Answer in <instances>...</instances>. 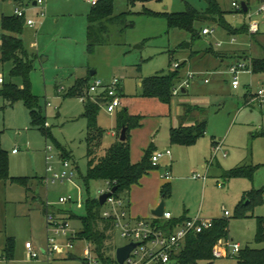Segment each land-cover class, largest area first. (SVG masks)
Returning a JSON list of instances; mask_svg holds the SVG:
<instances>
[{
	"label": "rangeland",
	"instance_id": "obj_1",
	"mask_svg": "<svg viewBox=\"0 0 264 264\" xmlns=\"http://www.w3.org/2000/svg\"><path fill=\"white\" fill-rule=\"evenodd\" d=\"M49 2L54 16L46 10V3ZM218 3L224 11V22L237 29L247 26L250 21L258 22L259 34L264 35V11L260 10L264 0H248V11L245 13L234 11L230 0H218ZM186 5L200 12L207 9L204 0H147L132 6L126 0H113V14L131 11L125 20L127 25L123 28L109 26L105 33L107 42L95 46L90 52L87 51L86 16L92 5L86 0H46L42 6H33L31 2L23 5L25 19L37 22L33 28L26 23L22 25L24 47L29 53L47 58L44 61L40 58L34 60L30 80L45 120L43 126L48 129L49 136L31 127L28 109L21 101L8 104L0 97V147L6 154L8 178L43 179L40 186L32 181L28 193L22 185L0 179V264H85L81 258L86 243L79 240L74 242L71 251L74 259H63L55 253L46 257L48 238H54L55 243L60 245L72 236V232L56 234V227L46 224L41 201L49 206L51 212L61 208L74 216H84L85 201L97 197L107 187L102 180L89 179L88 184L82 180L87 171L86 119L81 116L84 103L80 96L69 97L68 93L77 81L87 76H90L87 87L94 79L103 85L113 78L119 79L122 87L117 110L108 113L106 103L102 102L97 114L98 126L103 134L99 146L101 151L119 140L120 128L117 127L116 117L123 109L128 115L144 117L138 131H129L132 164L138 161L140 144L145 139L148 142L152 140L158 148L154 153L170 151L169 156L154 163L156 167L138 182L140 185L136 183L128 191L116 193L118 197L125 198L126 206L130 205L133 219L138 218L135 210L142 193L154 196L153 192H156L164 203L163 210L169 211L173 217L226 219L228 227L224 239H229L230 244H238L239 250L247 246L264 248V241L256 243L253 239L255 217L264 216V197L261 203L252 205V215L244 218L235 217L233 208L243 189H262L264 192V79L242 71L238 74L239 87L232 89V76L228 70L233 61L230 57L223 62L216 58L212 61V57L189 60L186 54L187 51L211 46L215 50L249 48L251 38L242 33L228 34L212 19L196 20L194 27L198 35L191 38L185 30L168 29L164 17L141 13H179L186 9ZM14 9L11 0H0V21L3 16L13 15ZM41 10L45 12L43 17ZM39 21L43 23L39 24ZM202 27H206L209 34L202 35ZM0 32H3L1 27ZM184 60H189V71L193 74L188 79L186 95H171L170 105L140 95L139 82L143 78L173 71L174 64L180 69L183 65L180 62ZM10 66V61L0 63V76L6 82L10 79ZM198 68L202 71L195 72ZM90 71H95V75H91ZM199 79L205 83L199 84ZM12 81L17 86L21 85L18 78H12ZM259 89L263 94L258 99L255 94ZM182 99L187 100L184 103L201 104L207 117L206 134L190 145H178L169 140V123L174 121L177 110L184 104ZM213 136L215 144H211ZM62 151L66 152L69 168L62 166ZM102 155L104 153L97 156ZM242 162L256 166L251 181L223 177L226 171ZM47 165L52 167V172H47ZM64 170L68 176L71 174L70 181L51 180L53 173ZM167 181L171 183L170 192L167 198L161 199L160 191ZM59 196L82 199V203L80 206L76 202L60 203ZM224 209L230 213L229 216H224ZM60 215L55 216L59 218ZM64 219H67V228L74 231L80 229L77 217L70 218L68 214ZM107 234L109 238L105 243L111 246L109 254L115 258L116 249L126 244L127 239L117 231L108 230ZM7 237L12 238L14 245L13 257L9 261L1 256ZM25 243L32 245L36 258L30 255ZM236 257L237 254L214 258L210 262L200 260L198 264H237Z\"/></svg>",
	"mask_w": 264,
	"mask_h": 264
},
{
	"label": "trees",
	"instance_id": "obj_2",
	"mask_svg": "<svg viewBox=\"0 0 264 264\" xmlns=\"http://www.w3.org/2000/svg\"><path fill=\"white\" fill-rule=\"evenodd\" d=\"M15 5L23 6L25 3L33 0H11ZM207 3L205 12H200L196 8L186 5V9L179 13L163 12L153 13L151 11L141 12L144 15L155 14L164 17L168 29H182L187 31L191 38L198 35V30L194 27L195 21L199 19H212L218 22L227 33L234 35L236 33L247 32V26L241 29L233 28L223 20L224 12L219 6L218 0H204ZM129 6L136 2L144 3L147 0H126ZM113 0H97L90 13L87 15V51L90 52L95 46H100L107 42L105 33L109 26H117L118 28L126 26V17L131 14V11L113 14ZM248 6V5H247ZM243 12V10H234ZM245 13V12H243ZM26 23L25 14L22 17L13 15L3 16L0 21V27L3 33L0 34V63L11 61L9 69V81H3L0 85V97L8 104L15 101H21L26 106L30 116V125L40 130L44 135L49 136V131L43 126L44 117L41 107L38 104L36 97L31 89L30 71L33 67V62L36 59L34 54L29 53L19 37L22 32V25ZM252 72L264 71V59H258L251 62ZM179 68H174L173 71L161 72L145 77L141 80V96L153 97L162 103H170L172 88L179 83L183 77ZM12 78H18L21 85L17 86ZM90 76L84 80L77 81L72 89L69 90L68 96H81L86 94L89 87L87 81ZM89 86V85H88ZM87 89V90H85ZM94 98V97H93ZM90 95L83 99L84 111L81 116L86 119V150H87V171L82 180L88 184L89 179L95 180H110L115 182L117 192L128 191L132 185L138 183L140 178L147 174L151 169L156 167L151 163L153 154L152 148L148 147L135 164L130 162V149L128 143L129 131L140 125L142 117L139 115H128L126 109L117 114V127L125 128L126 139L124 141H116L113 145L105 149L104 155L97 156L102 137V130L98 126L97 114L102 104V101L97 103ZM194 109L187 107V111ZM206 118H201L192 125H182L176 128H170L169 140L171 143L178 145H190L195 143L198 137L205 133ZM119 130V132H120ZM120 133H118L119 138ZM1 139V136H0ZM66 152L62 151V157L67 158ZM256 169L254 165L242 164L230 168L223 174L225 179L230 178H247L250 181ZM0 179L9 181L10 183H18L23 186L25 193L31 191L32 181L42 185V178H8L7 175V158L5 152L0 147ZM170 183H165L160 191L162 199L167 198L170 192ZM264 192L262 189H248L242 194L241 199L235 204L234 216L246 217L252 213V205L263 201ZM39 200V199H38ZM84 216H74L66 209H59L57 212H52L55 215L70 214V218L77 217L80 220L81 227L75 232L74 240H85L92 245V251L101 264H118L116 259L109 254L111 246L106 245L105 241L109 238L107 231L112 228L108 220H103L101 217V205L96 197H90L85 201ZM41 212L44 214L46 205L41 203ZM252 215V214H251ZM185 216L180 219H170L167 222H160L155 219L156 225L175 224L184 220ZM255 234L254 241L261 243L264 241V216L255 217ZM211 226L203 229L199 233H189L185 237V242L182 249L178 252V264H198L200 260L210 262L214 259L212 248L216 241L227 236V220L223 218H215L212 220ZM4 257L10 259L13 256L14 245L12 238H6L4 243ZM237 264H264V248L254 249L245 247L237 253ZM74 257L69 254V258ZM82 259V258H81ZM82 261L86 263L85 259Z\"/></svg>",
	"mask_w": 264,
	"mask_h": 264
},
{
	"label": "built area",
	"instance_id": "obj_3",
	"mask_svg": "<svg viewBox=\"0 0 264 264\" xmlns=\"http://www.w3.org/2000/svg\"><path fill=\"white\" fill-rule=\"evenodd\" d=\"M35 6H42L45 0H35ZM85 1V0H84ZM91 5H94L97 0H86ZM241 1H245L247 5L248 0H230V6L234 10H241L240 6ZM33 2V1H32ZM23 6L16 5L14 12L17 16L22 17L25 14ZM260 10L264 11V5ZM248 11V9H247ZM246 11V12H247ZM244 12V11H243ZM40 15L43 17L45 12L41 10ZM27 25H34L35 21L32 19H26ZM259 29V23L250 21L247 25V34L253 35L256 34ZM202 34H209V30L204 28L201 30ZM174 68L177 67V64L173 65ZM228 70L231 73L230 84L234 89L238 88L240 83L238 80V74L242 71H249L252 73L251 62L245 59L237 60L228 66ZM193 74L189 70L186 71L184 78L172 88V95H177L180 93L181 89L188 87V79L192 78ZM4 79L0 76V85L3 83ZM86 94H82L81 98H86L87 95H90L92 99L100 98L102 102L106 103V110L108 113H113L120 105L119 102V93H120V82L119 79L113 78L110 82L101 84L99 80L94 79L93 82L88 86ZM101 89L99 92L98 90ZM99 93V94H98ZM263 94L262 90H258L257 97ZM94 97V98H93ZM48 104V103H46ZM49 105V104H48ZM15 149L12 150L14 152ZM170 154V151L167 150L163 152L153 153L151 156V163L158 161L160 158ZM62 166L64 168H69V162L63 158ZM47 172H52V167L47 165ZM70 176L64 170L62 173H53L51 175V180H63L67 179L70 181ZM167 178V176H166ZM43 182V179H42ZM107 187L105 191H100L97 195L99 199L101 194L105 192H110L112 187L115 186V182L110 180H105ZM60 203L76 202L78 206L81 205L82 199L73 200L70 196H59ZM125 198L118 197L115 192H111L110 195L106 198L105 202L101 205V217L103 220H108L111 223L110 231H117L119 235L127 239V243L133 242L138 243V245L130 251L126 259L123 261V264H176L178 252L182 249L184 245V240L186 235L189 233H199L203 229L209 228L212 224V220L203 218L201 216L195 217H185L184 220L177 222L175 224L168 225H156L154 220H149L146 218H137L133 219L127 209ZM224 216H229L230 213L227 210H223ZM46 217V224L53 225L56 227L55 233L66 234L67 231L72 232V236L67 238L63 244H56L54 238H48L46 241L45 255L48 257L54 253L64 250L67 254H71V251L74 247V242L77 239L75 237V232L73 229L67 228L68 222L67 219L62 217H56L49 209V206L46 204V209L44 212ZM172 218L171 213L164 212L162 215L163 221L167 222ZM80 242L86 243V247L82 249V259L86 260L87 264H99L97 258L92 251V245L87 243L85 240H79ZM26 249L30 252V255L33 258L37 257V253L33 250V247L30 243H25ZM239 251L238 244H230L229 239H219V241L214 245L212 249V255L216 258L222 257H231Z\"/></svg>",
	"mask_w": 264,
	"mask_h": 264
},
{
	"label": "crops",
	"instance_id": "obj_4",
	"mask_svg": "<svg viewBox=\"0 0 264 264\" xmlns=\"http://www.w3.org/2000/svg\"><path fill=\"white\" fill-rule=\"evenodd\" d=\"M45 2H46V0H45ZM88 2V1H87ZM13 3V2H12ZM32 3V2H31ZM89 3V2H88ZM14 4V3H13ZM33 5V4H32ZM91 5V4H90ZM14 6H16L15 4H14ZM33 6H35V5H33ZM248 7V6H247ZM51 9H52V4L49 2V3H46V10L47 11H49L50 12V16H54L55 15V13H51ZM223 11V10H222ZM224 12V11H223ZM90 13V12H89ZM88 13V14H89ZM87 14V15H88ZM45 16V15H44ZM51 18V17H50ZM42 21H39V24L41 23ZM216 22V21H215ZM43 23V22H42ZM37 24V22H35V24L34 25H27L28 27H34L35 25ZM87 16H86V32H87ZM204 28H206V27H202V29H204ZM201 29V30H202ZM227 32V31H226ZM3 33V32H2ZM242 34H245V35H248L250 38H251V44H250V46H249V48H245V47H242L241 49H226V50H215L212 46L209 48H205V49H203V50H195V51H187L186 52V54H188V59L189 60H191L192 58L194 59V58H196V57H201V58H204V57H212V61H214V59L216 58V59H219L220 60V62H223V60L224 59H227L228 57H230L234 62L235 61H237V60H242V59H250V62H252V61H254V60H258V59H264V55L262 54V53H264V35H262V34H259V29H258V31H257V33L256 34H253V36H251V35H249V34H247L246 32H241ZM241 33H236V34H241ZM0 34H1V32H0ZM202 34V33H201ZM229 34V33H228ZM202 35H207V34H202ZM235 35V34H234ZM19 37L21 38V40H22V35H21V33L19 34ZM24 43V42H23ZM39 47V45H37V48ZM27 50V49H26ZM28 51V50H27ZM260 54H262V55H260ZM34 56H35V58L36 59H42V61H44V60H46L47 58H41V57H43L41 54H40V56L37 54V53H35L34 54ZM215 59V60H216ZM189 60H187L188 61V63H187V61L186 60H184L183 62H180V63H183V65L181 66V68H180V73H181V76L184 78V76H185V73H186V71L187 70H189V69H191V66L190 65H188L189 64ZM233 61H232V63H233ZM11 62V61H10ZM231 64V63H230ZM252 64V63H251ZM229 66V65H228ZM11 67V66H10ZM203 69H205V67L203 68ZM195 72H198V71H202L200 68H198V69H196V70H194ZM91 72V71H90ZM94 72V73H93ZM93 72H91V75H95V71H93ZM253 73V75H254V77H259V79H264V71H258V72H252ZM4 79V78H3ZM198 83L199 84H204L205 82L202 80V79H199L198 80ZM139 85H141V81L139 82ZM231 87H232V85H231ZM232 89H234L233 87H232ZM237 89V88H236ZM187 88H185V89H181V91H180V94L182 93V94H184V95H186L187 94ZM122 93V87H121V89H120V94ZM99 94V93H98ZM119 94V95H120ZM178 95V94H177ZM176 95V96H177ZM255 96H256V98H260V96L259 97H257V93L255 94ZM81 97V96H80ZM143 97V96H142ZM147 98V97H146ZM151 98H153V97H151ZM97 99H100V98H97ZM156 99V98H155ZM101 100V99H100ZM157 100V99H156ZM183 103L185 102V101H187V100H185V99H182L181 100ZM159 102H161V101H159ZM162 103V102H161ZM162 104H164V103H162ZM165 104H167V105H170V103H165ZM164 104V105H165ZM187 107H193L194 109H190L189 111H187L186 112V110H187ZM138 115V114H137ZM205 115V109H204V107L201 105V104H199V103H190V104H188V103H184V104H181V108L179 109V110H177V113H176V116H175V118H174V121L172 122V120L170 121V123H169V127H168V130H170V128H176V127H179V126H182V125H192V124H194L195 122H197L198 120H200L201 118H206V124H207V117L206 116H204ZM139 116H141V115H139ZM168 116H170L169 114H168ZM142 117V119H141V122H140V125L139 126H136L135 128H133V129H130V130H132V132H134L135 133V131H138L139 129H140V127H142V120H143V116H141ZM170 118H171V116H170ZM169 132V131H168ZM206 127H205V133L203 134V135H205L206 134ZM129 133V132H128ZM169 134H170V132H169ZM260 134H262V132L260 133ZM202 135V136H203ZM201 137V136H200ZM199 138V137H198ZM197 138V139H198ZM119 139V138H118ZM197 141V140H196ZM195 141V142H196ZM215 138H214V136L213 137H211V144H215ZM140 145H142V147H140V156L138 157V161L140 160V158L142 157V155H143V153H144V151L146 150V149H148V147H150V148H152V151H153V153H154V151H156L158 148L156 147V145L154 144V142L151 140V141H149L148 142V140H144L143 141V143L142 144H140ZM130 149V148H129ZM104 152H105V150H104ZM103 151H101L100 149H99V151H98V154H103L104 153ZM170 155V154H169ZM169 155H167V156H169ZM167 156H164V157H167ZM131 157H132V152H131V149H130V162H131ZM242 164H245V163H239V164H237V166L238 165H242ZM151 171V170H150ZM150 171L147 173V174H145V175H143L141 178H140V180L142 179V178H145L146 176H149V173H150ZM139 180V181H140ZM138 181V182H139ZM167 182H169L170 183V181H167ZM138 184V183H137ZM138 185H140V184H138ZM163 186V185H162ZM170 186H171V183H170ZM246 187V186H245ZM147 190V189H146ZM245 190H248V188H245V189H243L242 191H241V194L239 195V199H238V201L241 199V197H242V194L245 192ZM153 195L154 196H151V195H149L148 193H146V192H144V193H142V196L138 199V205H137V208H136V210H135V212H138V216L137 217H139V218H146V219H149V220H155V219H159L160 220V222H162V223H164L165 221H163V219H162V216L161 217H158V216H155L154 214H152V209L154 208V207H156L158 204H159V202H160V198L158 197V195L156 194V192H153ZM161 199H162V196H161ZM165 199V198H164ZM39 200H40V198H39ZM41 201V200H40ZM162 201V200H161ZM237 201V202H238ZM236 202V203H237ZM41 203H43V201H41ZM235 203V204H236ZM235 206V205H234ZM59 209H61V208H59ZM59 209H57V210H59ZM127 209H128V211H129V213H130V215H131V209H130V205L128 204L127 205ZM57 210H55V212H57ZM164 212H166V211H164ZM69 214V213H68ZM68 214H61L60 216L62 217V218H67V216H68ZM185 217H187V216H185ZM180 218H183V217H180ZM180 218H175V217H173L172 216V218L171 219H180ZM203 218H205V217H203ZM216 218V217H215ZM215 218H207V219H210V220H215ZM5 243V242H4ZM4 245V244H3ZM5 246V245H4ZM4 246H3V248H2V253H1V256L7 261H9V260H11L12 259V257L10 258V259H6L5 257H4V252H3V250H4ZM56 254V256H58V257H61V258H63V259H74L75 257H70L69 258V254H67L64 250H60V252H57V253H55Z\"/></svg>",
	"mask_w": 264,
	"mask_h": 264
},
{
	"label": "water",
	"instance_id": "obj_5",
	"mask_svg": "<svg viewBox=\"0 0 264 264\" xmlns=\"http://www.w3.org/2000/svg\"><path fill=\"white\" fill-rule=\"evenodd\" d=\"M32 4L35 5L36 1L33 0ZM240 6L242 7V10L244 12L247 11L248 7L245 4V1H241ZM91 72H93V71H91ZM95 101L97 103L101 102L100 99H97ZM125 131H126L125 128L122 127L120 132H119L120 133L119 141H124L126 139ZM116 190H117L116 186H113L110 192H105V194H101L99 199H98L99 204L102 205L105 202L106 198L110 195V193L115 192ZM163 206H164L163 201H160L159 204L152 209L153 210L152 214H154L155 216L161 217L164 213ZM137 245H138V243L130 242V243H126V244L122 245L121 247H118L115 251V258H116L117 263L123 264V261L126 259V257L130 253V251L133 250Z\"/></svg>",
	"mask_w": 264,
	"mask_h": 264
}]
</instances>
